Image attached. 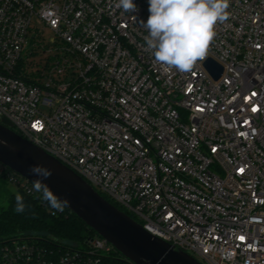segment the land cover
<instances>
[{"label":"built area","instance_id":"1","mask_svg":"<svg viewBox=\"0 0 264 264\" xmlns=\"http://www.w3.org/2000/svg\"><path fill=\"white\" fill-rule=\"evenodd\" d=\"M116 3L0 0V123L202 264H264V0H230L189 73L147 48L148 0ZM34 18L61 43L39 70ZM0 175L35 193L2 163ZM116 252L100 236L75 248L15 238L0 241V264H108Z\"/></svg>","mask_w":264,"mask_h":264},{"label":"water","instance_id":"2","mask_svg":"<svg viewBox=\"0 0 264 264\" xmlns=\"http://www.w3.org/2000/svg\"><path fill=\"white\" fill-rule=\"evenodd\" d=\"M205 66L215 79L222 76L223 67L216 61L209 59ZM0 141H6L0 143V163L32 184L42 179L29 171L32 166L49 168L52 175L43 183L59 200L66 199L68 204L65 208L111 243L126 260L134 264H202L190 254L150 234L84 178L14 132L12 124L6 119L3 124L0 123Z\"/></svg>","mask_w":264,"mask_h":264},{"label":"clouds","instance_id":"3","mask_svg":"<svg viewBox=\"0 0 264 264\" xmlns=\"http://www.w3.org/2000/svg\"><path fill=\"white\" fill-rule=\"evenodd\" d=\"M149 17L143 27L144 38L155 61L166 69L189 73L198 61L203 60L217 35V24L230 18V0H148ZM124 12H133L137 6L133 0H117L115 5ZM6 143V141H0ZM29 171L41 177L33 182L35 192H42V199L57 211H63L68 201L59 200L43 183L52 171L42 165H34ZM15 211L25 210L24 197L15 196Z\"/></svg>","mask_w":264,"mask_h":264},{"label":"trees","instance_id":"4","mask_svg":"<svg viewBox=\"0 0 264 264\" xmlns=\"http://www.w3.org/2000/svg\"><path fill=\"white\" fill-rule=\"evenodd\" d=\"M2 179L7 178L0 175V241L15 238L36 239L49 245L75 248L83 247L90 238L99 236L69 209L64 207L61 212L51 208L48 202L42 199V192L31 194L18 187L17 193L24 197L26 207L23 212L17 213L15 211L17 193H9L4 183H1ZM103 197L136 219L122 206L104 195ZM114 255L119 257H108V264L123 262L120 252Z\"/></svg>","mask_w":264,"mask_h":264},{"label":"rangeland","instance_id":"5","mask_svg":"<svg viewBox=\"0 0 264 264\" xmlns=\"http://www.w3.org/2000/svg\"><path fill=\"white\" fill-rule=\"evenodd\" d=\"M33 28L35 31L38 30L40 32V35L38 37L39 42L37 43V41L31 40V44L37 43L42 46L38 48L35 54L29 57V61L34 63L33 68L35 70H39L44 68L47 59H49L50 55H52V53L50 54L49 52L44 50L45 47L51 45V47L53 48L57 45H60L61 43L57 41V45L52 44L51 41L56 38L55 33L51 31L48 27H46L44 24L40 23L36 18L33 19ZM34 30L31 31V38ZM42 110L46 111L45 107H43ZM1 183H4L6 190L9 193H17L19 190L18 186L9 179H2Z\"/></svg>","mask_w":264,"mask_h":264},{"label":"snow or ice","instance_id":"6","mask_svg":"<svg viewBox=\"0 0 264 264\" xmlns=\"http://www.w3.org/2000/svg\"><path fill=\"white\" fill-rule=\"evenodd\" d=\"M255 110H256V109H255V108H253V111H255ZM241 171H242V170H241ZM240 239H241V240H243V239H244V237H243V236H241V237H240Z\"/></svg>","mask_w":264,"mask_h":264}]
</instances>
